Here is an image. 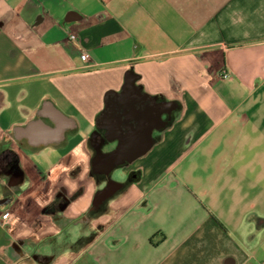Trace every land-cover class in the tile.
Listing matches in <instances>:
<instances>
[{
    "label": "crops",
    "instance_id": "0c3cea01",
    "mask_svg": "<svg viewBox=\"0 0 264 264\" xmlns=\"http://www.w3.org/2000/svg\"><path fill=\"white\" fill-rule=\"evenodd\" d=\"M5 210L0 264H264V0H0Z\"/></svg>",
    "mask_w": 264,
    "mask_h": 264
},
{
    "label": "built area",
    "instance_id": "2783aa9c",
    "mask_svg": "<svg viewBox=\"0 0 264 264\" xmlns=\"http://www.w3.org/2000/svg\"><path fill=\"white\" fill-rule=\"evenodd\" d=\"M69 37L71 39H75V35L74 34H70ZM84 55H85V58H86L87 62L90 63V56L87 53H85ZM221 76L223 78H226V77H228V73L227 72H223V73H221ZM9 214H10L9 211L5 210L4 212H2L0 214V219H2V220L8 219L9 218Z\"/></svg>",
    "mask_w": 264,
    "mask_h": 264
}]
</instances>
